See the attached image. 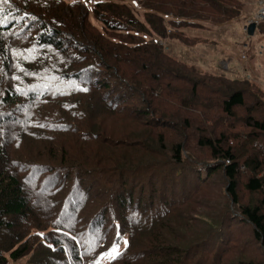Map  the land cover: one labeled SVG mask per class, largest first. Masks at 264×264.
<instances>
[{"label":"trees","instance_id":"1","mask_svg":"<svg viewBox=\"0 0 264 264\" xmlns=\"http://www.w3.org/2000/svg\"><path fill=\"white\" fill-rule=\"evenodd\" d=\"M5 1L7 4L0 0V264L17 262L26 255H30L29 264H97L101 253L104 252L96 253L94 240L99 241L101 230L92 232L93 238L88 231L85 237L87 224L92 221L99 224L109 218L119 221L121 231H130L126 223L129 218L124 212H128L125 207L133 203V199L130 194V202L124 192H119L120 189L129 188L128 181L123 179L124 175L129 173H125L127 166L124 167L123 163L112 157L116 142L103 138V130L98 131V123L93 122L97 117L104 118L127 108L124 104L122 107H114V100H110L114 95L113 91L108 88L107 82L96 75L104 76V71L110 78L115 79L116 83L119 79L117 76L122 77L127 82L121 84L123 88L131 91L132 97L142 99L147 110L134 109H139L141 115L158 111L151 105L152 92L157 98L162 97L165 103L167 100L176 105L179 108L177 110L184 112L183 108L188 111L196 123L197 135L193 137V141L197 147L209 150L212 161L207 163L208 165L205 162H190L186 150L187 142L192 137L186 136L185 132L192 128L193 120L175 112L170 116V121L183 138V142L172 148L173 155L166 158L167 164L171 167L182 166L180 171L184 174L194 171L197 174V183L201 182V174L207 173L209 176L220 172L226 183L225 193L231 209L226 208L222 213L218 227L212 234L223 236L228 224L227 221L224 226L223 221L232 218V223L235 221L250 227L253 239L264 254L262 90L246 79L236 80L185 72V66L163 54L161 44L152 40L145 41L147 35H141L148 31L160 38L167 36L168 29L163 21L168 15L174 17L169 22L176 30L195 27L196 22L221 24L233 20L241 13L237 2L142 0L140 9L144 11V22L140 23L134 10L125 3L135 0H96L92 6H88L87 2L56 0L55 8L64 4L69 13L61 16L60 12L56 11L57 17L53 19L48 18L46 13L49 11L42 13L32 9L34 0ZM199 4L203 7L200 8ZM207 9L209 13L205 12ZM77 11L79 13L75 14ZM89 13H92L100 24V30L88 23ZM199 13H207L210 16H200ZM257 30L264 35V23L260 24ZM143 74L146 77H142ZM164 78L172 82L182 81L185 86L183 89L173 88L167 83L162 92H156L154 81L159 82ZM211 82L212 85H209ZM255 87L260 92L255 90ZM141 88H145V93L141 92ZM117 89L118 87L114 91ZM53 106L58 110L51 111ZM191 109L193 110L189 113ZM161 110L162 116H166V105ZM141 115H129L127 119L139 124L136 119ZM67 118L72 119L71 124L66 122ZM80 120L83 124L81 128L85 132L79 135L80 139H76L80 145L79 151L85 150L86 144H91L101 146L102 151L106 152L101 160L98 159L96 165L92 166L93 169L84 166V163L71 161L75 149L73 146L65 150L70 156L68 164L65 165L38 163L36 159L25 158L21 154L24 148L28 151L29 144L37 142L48 149L47 154L53 157V148L58 150L60 147L57 145L61 146L67 141V138L60 135L66 132L76 134L73 128H77L78 124H73V121ZM160 120L161 118L156 117V124L151 126L144 122L142 125L151 129L160 126ZM177 120L182 121V124L179 125ZM77 131L79 132V127ZM156 137L159 146L146 145L149 163H145V166L148 165L145 176H139V168L132 170L140 179L137 185L140 192L145 189L146 183L151 186L149 202L143 203L140 194H137L136 202L137 209L142 205L141 214L149 221L148 231L153 233H157L159 226L163 227V220L173 216V212L168 208V201L161 200V195L152 185L154 175L151 173L157 172L158 164L153 157H160L165 151L163 134L160 133ZM135 145L140 144L137 142ZM99 164L102 169L111 168L110 174L114 175L89 176L90 180L86 183L89 186H85L87 194L82 187V184H85L83 176H87L89 170L96 169ZM37 171L50 172L52 177L37 191L38 200L45 204L42 203L43 208H38L40 217L34 219L31 204L36 201L33 197L34 190L30 187V179L39 175ZM161 181L172 182L170 177L157 179L156 182ZM240 182L246 192L262 194L258 206L239 203L237 190ZM176 194L177 192L172 198H176ZM183 195L186 203L191 200L189 195ZM157 198H160L162 203L148 209L146 204L151 203V206H154ZM82 203L89 204L90 210L78 218L81 230L74 239L80 241V248L79 243L72 242L68 245L70 247L63 244V248L59 244L60 240L51 241L50 238L54 236L65 242L72 240L71 234L48 232L45 235V230L55 224L54 216L70 215L73 209H80ZM141 227L140 225L138 229L140 233ZM70 230L73 231L74 228L71 227ZM142 231L146 232L144 229ZM40 235L46 236V240L51 241L53 247L39 244ZM166 243L167 240L162 235V238L147 246L148 251L142 258L134 260L133 257H128L124 259V264H163L164 252L169 250L165 246ZM138 245L140 247V243ZM129 247L130 245L124 251L127 256ZM194 249L195 244H187L183 252L176 257L174 264H189L187 261L192 259ZM91 254L95 255L94 258L86 259ZM116 261L114 260L113 264H116ZM240 263L264 264V255L260 256L258 261L250 259Z\"/></svg>","mask_w":264,"mask_h":264},{"label":"rangeland","instance_id":"2","mask_svg":"<svg viewBox=\"0 0 264 264\" xmlns=\"http://www.w3.org/2000/svg\"><path fill=\"white\" fill-rule=\"evenodd\" d=\"M63 1H78L80 3L87 2L88 6H92L93 2H95L96 0ZM113 1L118 2L119 0ZM233 1L237 2L240 5L241 13L237 18L229 20L227 21V23H230V26H232L231 29L237 34L236 36L233 35L231 29H225L226 27L223 26L225 24L221 23L222 28L220 30H216V28L221 24H212L209 21H205L203 23L196 22L197 26L195 27H182L176 30V28L170 24L174 17L168 14V16L164 17L163 21L164 25L168 29L166 33L167 36H165L164 38H160L148 31L143 32L141 35L142 37L143 34L147 35L145 41L152 40V42L161 44L163 54H166L173 61L175 60L177 63L185 66V72H195L196 74L203 76L211 75L221 78L225 77L223 75L219 76V73L214 72L210 68L208 69L206 66L213 63L215 67L219 66L220 68L226 70V62L229 61L227 55L234 59L240 60L241 54H243L244 56L248 54L247 56H249L251 54V51H253L254 53L255 48L259 47L261 53H252L251 55L253 57V60H251L252 58L250 59L254 64V68L257 69V64H255L256 61L254 60V58H262L264 56V35L261 36L257 30V32L255 31L253 33V36H247L245 30H242V22L246 24V21L256 14L258 8L255 5V0ZM4 2L7 4L5 0ZM125 3H127L128 6H130L134 10L138 21L140 23H143L144 11L140 9V7L142 6V0L127 1ZM31 5L32 9L41 11L42 13H46V11H49V13H46L48 14L47 16L49 19L57 17L56 11H59L61 16L69 13L66 11L67 7L64 4H62L58 8H55L56 0H34ZM198 6L200 8L203 7L201 4H199ZM233 7H236V5H233ZM205 12L209 13L208 9ZM77 13L79 12H75V14ZM207 13H199V15H207L209 17L210 15ZM244 15L245 17L241 22V19ZM88 23H90L91 25H95V27H97L99 30L101 28L100 24L94 19L92 13H89L88 15ZM228 39L232 43L225 46ZM216 42H219V46L222 45L220 50L211 47L212 44L213 46H216ZM244 44L246 46H244ZM206 49L209 50V54L206 52ZM248 61L249 60L247 59L244 62L248 63ZM260 69L264 71V58L261 60ZM247 72L250 75L248 70ZM103 74L104 76L101 74L96 75L99 79L101 78L102 80H104V82H107V84L109 85L108 88L113 91L112 93L114 95L110 100H114V107H122V105L124 104L123 106H127V108L122 112H118L112 115H106L107 117L104 118L97 117L96 119H93V122L98 123V126H96V129L98 131L103 130V138L105 137V139L111 141L113 140L117 144L112 150V157L115 160H119L120 163H123L124 167L127 166L125 173L129 172L123 177L124 180L128 181L129 188L126 190L120 189L119 192H124L128 198L131 194L133 203L127 205L125 208H127L128 212H124L125 216L129 218L127 219L126 223L130 231H121L119 221L110 220L108 216V219H106L102 223L98 224L96 221H92L87 224L88 230L84 233V235L87 234L88 231L89 235H91L92 232L99 229L101 230V237L99 241L94 240L96 242V253H100V251L107 252L112 247L113 242L116 241L119 246L118 251L120 252L119 257L115 259L117 260L116 264H124V261L128 257H133L134 260L137 258H142V256L148 251L147 246L159 240L160 237L162 238V235H164L167 240L165 246L168 247L169 250L164 252L163 264H174L176 262V257L183 252L187 244H195L194 253L191 255L192 259L187 261L189 264H241L240 262H245L250 259L258 261L259 257L263 256L264 254L261 252L258 243H256V241L253 239L252 230L247 224H240L235 221L232 223V218H226V220L223 221V224L224 226H226L227 221L228 224L225 228V233L223 234V236H215L212 234L213 231L218 227V223L222 217V213L226 210V208L227 210L231 209L229 199L225 193L226 183L222 178L220 172H215L213 174H210L209 176L207 175V173L201 174V182L197 183V174L194 171L184 174L182 171H180V169H182V166L177 165V167H175L173 165L171 167L170 164H167L168 161H166V158H171L173 155V153H171L172 148L176 144L183 142V138L179 136L178 130H175V127L171 123L172 121H170V116H172V114H175V112H179L180 115L188 117L189 120H193L192 128L185 132L186 136L192 137V139H189L187 142L188 148L186 150V156L190 158V162L194 163L196 161L198 163L205 162L206 164H209V162L212 161L209 150H207L206 148L197 147L193 141V137L197 135V133L195 132L196 123L194 118L188 114L187 110L182 108V110L186 113L185 114L181 110H177L179 108L173 103L167 100L165 103V100L162 97L157 98L154 92H152L153 96L151 105H153V108L157 109L158 111L153 114L148 113L141 115L139 109L143 111L144 108L146 110L147 108L144 105V102L142 103V99L132 97V92L126 89V87L123 88L121 84H126L127 82L122 79V77L117 76L119 79L116 83V80L110 78L109 75H107L108 73H106V71H104ZM143 76L146 77L144 74L142 75V77ZM127 80H129V78H127ZM167 83H170L173 88L176 87L183 89L185 86V83L182 81L175 80V82H172L167 78H164L159 82L154 81L153 85L155 91L162 92ZM251 83L260 88V86H258V84L252 79ZM209 85H212V82L209 83ZM117 87L118 89L114 91V89ZM144 89L145 88H141L142 93H145ZM255 90L258 89L255 87ZM166 92H168V90H166ZM258 92L260 91L258 90ZM146 99L148 100V98ZM164 104L166 105L167 109L166 116H162L161 112V108L165 106ZM135 108L139 109L134 110ZM50 110L57 111L58 108L56 106H53V108H51ZM192 110L193 109L189 110V113H191ZM135 114L136 117L137 115H141L136 119L138 120V122H140L139 124L135 121H129L127 119L129 115L135 117ZM156 117L161 118L160 126L151 127L150 129L149 126L142 125L144 124V122L149 123L151 126L156 124ZM71 121L72 119L70 118H67L66 120V122L69 123ZM81 121L82 120L78 122L73 121V124H78L77 128L79 127V132L77 131L76 126H74L73 129L76 130V134L66 132L63 135H60V137L62 138H67V141L63 142L61 146L57 145L58 147H60V149L56 150L55 148H53V157L50 154H47L48 149L43 148V146H41L37 142H34L32 145L29 144L30 148L28 149V151L24 148L21 151V154L25 158L31 157L32 159H36L38 163H45L47 165H65L68 164V161L70 160V156L65 153V150L66 148L73 146L75 147V149L73 150V159H71V161L77 164L84 163V166H89L91 169H93L92 166L94 167V164L96 165L97 160H101L106 152L102 151L101 146H93L91 144H86L84 146L86 149L79 151L80 145L76 139H80L79 135L85 132L81 128V125H83ZM177 121L179 122V125L182 124V121ZM99 122H102L103 124L101 125ZM101 126L102 128H100ZM80 131L82 132L80 133ZM160 133L163 134L164 137L163 144L165 151L164 154L160 157H153L154 160L158 161V164L156 166L157 172L151 173L152 175H154V178L152 179V185L156 188L158 194L161 195V200L168 201L167 205L169 210L173 212V216L163 220V227H161L162 225L159 226L157 228V233H153L148 231L149 221L146 220L141 214V212L143 213V211L141 210L142 205H140V209H137L136 202L138 197L137 194H140L142 196L143 203L148 201V196L151 194V186L146 183L145 189L140 192L139 186H137L140 179L137 178L132 170L139 168V176H142V174L145 176V173H147L146 166H148H145V163H149V153L146 150V145H158L156 136H158ZM147 139L149 140L146 141ZM137 142L140 144L139 146L135 145ZM97 152L99 153V156H97ZM98 166L99 167L94 170H89L87 176H83V178L85 179V184H82V187H84L86 192L87 188L85 186H89L86 183L90 180V177H111L114 175V173L113 175L110 174V172L112 171L109 169L111 168H107L105 170L100 167V164ZM19 173L23 175L25 174L21 171H19ZM36 173H38L39 175H35L33 179H30V187L34 190L33 197L36 201L32 202L31 204V208L34 210V215L32 216L34 219L36 217H40L41 213L38 211V208H43L42 203L45 204V202L38 200L37 191L42 184L50 181V178L52 177V174L50 172L45 173L37 171ZM149 177L150 175L147 178ZM166 177H170L172 182H156L157 179ZM175 192H177L176 198H172ZM237 192L238 199H240V204H251L258 206L260 204V201L262 200L261 193L246 192L243 188L242 182H240ZM183 193L185 195H189L191 198V200L187 203V200ZM88 197L90 196L88 195ZM161 200L160 198H157L154 202V206H151V203H148L146 205L148 206V209H153L158 205L157 203H162ZM88 210H90L89 204L86 205L85 203H82L81 208L78 210L73 209L70 215H62L61 217L54 216L55 224H52L51 228L45 230V235H47L48 232H64L66 235L71 234L72 240L67 242L59 239L56 236L51 237L50 240H60V242H58L63 246V248L65 246L63 244H66L68 246L72 244V242L79 243L80 245L78 247L80 248L81 243L80 241H75L74 236H76L81 230V225L78 223V218H80L81 215H83V213ZM138 223L142 226L141 233L138 230L140 228V225ZM71 227L74 228L73 231L70 230ZM142 229H144L146 232L143 233ZM40 238L41 240L39 244L41 243L42 245L49 246L51 248L53 247L52 242L46 240V236L40 235ZM125 241L127 242L126 245ZM139 243L140 247L138 245ZM128 245H130V247L128 249L129 252L127 256L126 254H124V251L128 247ZM94 256V254L88 255L86 259H93ZM29 257L30 255H26L20 258V260H18L17 262H12L10 264H29ZM113 262L114 260H109L107 257L100 256L97 264H113Z\"/></svg>","mask_w":264,"mask_h":264},{"label":"crops","instance_id":"3","mask_svg":"<svg viewBox=\"0 0 264 264\" xmlns=\"http://www.w3.org/2000/svg\"><path fill=\"white\" fill-rule=\"evenodd\" d=\"M244 17H245V15L242 17L241 22H242ZM222 24H225V25H223L224 27H226L225 29H231V27H232V26H230V23H227V22H224ZM222 24L219 25L216 28V30H220L222 28L221 27ZM242 24H241L242 25V30L244 31L245 30L244 29L245 28V26H244L245 23L242 22ZM255 31L257 32V29ZM232 33H233L234 36L237 35L236 32H234L233 30H232ZM245 33H246V31H245ZM258 33H259V31H258ZM246 35H247V33H246ZM260 35L263 36L262 34H260ZM231 43L232 42L228 39L226 41V45L225 46L230 45ZM215 44H216V46H213V44H212L211 47L217 48L218 50H220L222 45L219 46L220 45L219 42H216ZM244 46H246V45L244 44ZM206 52L209 54V50L208 49H206ZM252 53H253V51H251V54ZM254 53L255 54L259 53L260 54L261 53L260 52V48L256 47ZM251 54L249 56H247L248 54L246 56L241 54L240 55V60L234 59V58L230 57L229 55H227L229 61L226 62V70L220 68L219 66L215 67L213 63L208 64V66H206V67L208 69L209 68L212 69L216 73H219V76L223 75V76H225L227 78H230V79H236V80H238V79H246V80H249V81H251V79H252L253 81H255L258 84V86H260L262 92L264 93V71L260 69L261 68V60L264 58V56L262 58H254V60L256 61L255 64H257V69H255L253 62L251 61V60H253V57H252ZM217 57H220V56H217ZM247 59L249 61H248V63H245L244 61L247 60ZM201 64H203V63H201ZM247 70L249 71L250 75L248 74Z\"/></svg>","mask_w":264,"mask_h":264},{"label":"snow or ice","instance_id":"4","mask_svg":"<svg viewBox=\"0 0 264 264\" xmlns=\"http://www.w3.org/2000/svg\"><path fill=\"white\" fill-rule=\"evenodd\" d=\"M30 57H25V59H29ZM19 68V66H18ZM21 71H23V69H19ZM26 75L28 73H25ZM79 90H86V89H79ZM119 235V234H118ZM127 244V242L125 241V245ZM118 244L116 241L113 242L112 247L104 253H101V257H107L109 260H115L119 257L120 252L118 251Z\"/></svg>","mask_w":264,"mask_h":264},{"label":"built area","instance_id":"5","mask_svg":"<svg viewBox=\"0 0 264 264\" xmlns=\"http://www.w3.org/2000/svg\"><path fill=\"white\" fill-rule=\"evenodd\" d=\"M257 4L259 9L257 10L256 14L249 18L246 23L250 24V23H255V24H259V22L264 21V0H257Z\"/></svg>","mask_w":264,"mask_h":264},{"label":"water","instance_id":"6","mask_svg":"<svg viewBox=\"0 0 264 264\" xmlns=\"http://www.w3.org/2000/svg\"><path fill=\"white\" fill-rule=\"evenodd\" d=\"M255 23H251V24H249L247 27H246V33H247V35L248 36H253V33H254V31H255Z\"/></svg>","mask_w":264,"mask_h":264}]
</instances>
